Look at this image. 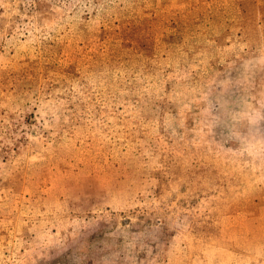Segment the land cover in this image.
Listing matches in <instances>:
<instances>
[{"label":"rangeland","instance_id":"obj_1","mask_svg":"<svg viewBox=\"0 0 264 264\" xmlns=\"http://www.w3.org/2000/svg\"><path fill=\"white\" fill-rule=\"evenodd\" d=\"M0 264H264V0H0Z\"/></svg>","mask_w":264,"mask_h":264}]
</instances>
